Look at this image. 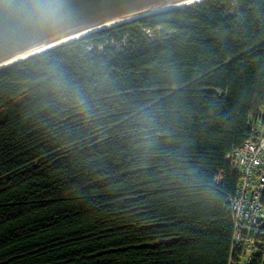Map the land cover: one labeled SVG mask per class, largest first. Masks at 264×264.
Instances as JSON below:
<instances>
[{
	"label": "trees",
	"instance_id": "1",
	"mask_svg": "<svg viewBox=\"0 0 264 264\" xmlns=\"http://www.w3.org/2000/svg\"><path fill=\"white\" fill-rule=\"evenodd\" d=\"M262 109L264 0H203L0 69V264H243L227 157Z\"/></svg>",
	"mask_w": 264,
	"mask_h": 264
},
{
	"label": "water",
	"instance_id": "2",
	"mask_svg": "<svg viewBox=\"0 0 264 264\" xmlns=\"http://www.w3.org/2000/svg\"><path fill=\"white\" fill-rule=\"evenodd\" d=\"M201 1L58 0L59 22L50 26L29 14L32 0H0V69L93 32Z\"/></svg>",
	"mask_w": 264,
	"mask_h": 264
},
{
	"label": "built area",
	"instance_id": "3",
	"mask_svg": "<svg viewBox=\"0 0 264 264\" xmlns=\"http://www.w3.org/2000/svg\"><path fill=\"white\" fill-rule=\"evenodd\" d=\"M252 135L227 161L239 174L235 195L229 200L234 217L233 246L250 264L264 244V109L252 123Z\"/></svg>",
	"mask_w": 264,
	"mask_h": 264
},
{
	"label": "clouds",
	"instance_id": "4",
	"mask_svg": "<svg viewBox=\"0 0 264 264\" xmlns=\"http://www.w3.org/2000/svg\"><path fill=\"white\" fill-rule=\"evenodd\" d=\"M27 10L39 23L55 26L59 22L58 0H32Z\"/></svg>",
	"mask_w": 264,
	"mask_h": 264
},
{
	"label": "bare ground",
	"instance_id": "5",
	"mask_svg": "<svg viewBox=\"0 0 264 264\" xmlns=\"http://www.w3.org/2000/svg\"><path fill=\"white\" fill-rule=\"evenodd\" d=\"M187 3H191V2L181 3V4H179V5H184V4H187ZM77 37H79V36H77ZM77 37H73V38L67 39L66 41H69V40L75 39V38H77ZM35 52H38V51H35ZM35 52H33V54H34ZM31 54H32V53H31Z\"/></svg>",
	"mask_w": 264,
	"mask_h": 264
}]
</instances>
